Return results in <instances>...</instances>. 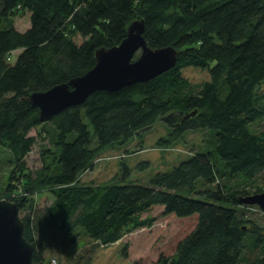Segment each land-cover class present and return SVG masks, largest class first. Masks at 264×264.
Listing matches in <instances>:
<instances>
[{
    "label": "trees",
    "instance_id": "trees-1",
    "mask_svg": "<svg viewBox=\"0 0 264 264\" xmlns=\"http://www.w3.org/2000/svg\"><path fill=\"white\" fill-rule=\"evenodd\" d=\"M0 167L9 170L0 195L18 192L29 177L23 161L34 144L31 129L45 124L52 147L43 155L41 185L53 200L21 218L23 236L33 244L32 264L40 253L63 254L80 233L91 247L113 244L130 229L149 225L139 215L154 205L178 217L197 214L194 228L170 256L154 264H264V252L243 258L245 242L264 250V233L253 230L240 203L264 191L251 185L264 180V0H0ZM17 10L29 12L23 32L4 26ZM143 19V37L151 48L173 46L176 63L152 79L114 92L95 91L82 103L65 108L48 121L29 95L67 83L95 64V50L118 44L134 19ZM80 41L76 42L75 37ZM20 50L14 61L6 55ZM207 69L209 79L192 83L181 69ZM158 118L168 127L169 145L186 131L202 130L204 148L168 170L129 181V165L119 162L116 179L84 182L108 146L124 144ZM148 162L138 163L144 169ZM250 184V186H249ZM24 197L16 198L19 209ZM91 248L90 250H92ZM126 246L121 248L126 254ZM49 262V260H48ZM48 264V263H47Z\"/></svg>",
    "mask_w": 264,
    "mask_h": 264
},
{
    "label": "rangeland",
    "instance_id": "rangeland-1",
    "mask_svg": "<svg viewBox=\"0 0 264 264\" xmlns=\"http://www.w3.org/2000/svg\"><path fill=\"white\" fill-rule=\"evenodd\" d=\"M1 5V4H0ZM1 13V7H0ZM4 26L12 27L17 32H23L29 25V12L17 10L7 17ZM79 42L80 38L75 37ZM20 50H13L6 55L9 62H13ZM182 76L192 83H199L209 79L207 69L187 66L181 69ZM260 94L264 95V81L260 84ZM45 128L50 129L47 124ZM45 128L39 126L31 129L29 134L34 137V144L23 161L24 170L28 173L27 179H22L18 192L11 197L0 195V199L11 201L24 197L23 206L19 209L20 218L25 217L35 209H41L52 202L53 196L48 187L41 185L40 170L43 166V155L46 149L52 147L51 135ZM251 128L255 131L264 129V119L257 121ZM168 127L161 118L148 129L140 132L124 144H114L103 149L95 159L91 168L79 174L78 179L84 182L106 183L117 178L119 162L124 160L130 168L129 181L145 183L148 176L168 170L180 159L190 156L197 150L204 148L202 130L186 131L180 138L169 145H160L158 140L168 134ZM141 161L148 162L144 169H138ZM9 168L3 164L0 167V185L5 179ZM264 188V180L256 178L251 185ZM250 186V184H249ZM252 223H245L253 230L256 227L264 233V215L255 208L247 211ZM140 219L149 221V225L127 230L120 240L113 244L91 247L93 242L83 233H80L75 245L68 248L63 254L53 251L40 253L37 264H50L54 259L56 264H154L161 255L170 256L175 252L177 242L185 237L196 225L197 214L178 217L173 213H164L163 206L154 205L139 215ZM252 237L245 242L243 258L252 260L262 255L261 247H253ZM126 246V254L121 248ZM264 247V246H263ZM93 248L92 250H90ZM49 260V262H48Z\"/></svg>",
    "mask_w": 264,
    "mask_h": 264
},
{
    "label": "water",
    "instance_id": "water-1",
    "mask_svg": "<svg viewBox=\"0 0 264 264\" xmlns=\"http://www.w3.org/2000/svg\"><path fill=\"white\" fill-rule=\"evenodd\" d=\"M143 32V19L132 20L118 44L95 50L91 69L67 83L30 93L29 100L38 108L39 120H50L65 108L82 103L95 91L114 92L172 68L176 49L171 45L151 48ZM238 201L264 210V191L240 197ZM23 227L18 200L0 199V264H32L33 244L23 236Z\"/></svg>",
    "mask_w": 264,
    "mask_h": 264
},
{
    "label": "built area",
    "instance_id": "built-area-1",
    "mask_svg": "<svg viewBox=\"0 0 264 264\" xmlns=\"http://www.w3.org/2000/svg\"><path fill=\"white\" fill-rule=\"evenodd\" d=\"M50 264H56V261L54 259H52Z\"/></svg>",
    "mask_w": 264,
    "mask_h": 264
}]
</instances>
